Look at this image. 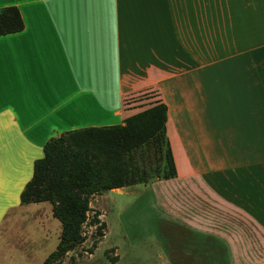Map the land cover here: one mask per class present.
<instances>
[{"label": "crops", "instance_id": "crops-1", "mask_svg": "<svg viewBox=\"0 0 264 264\" xmlns=\"http://www.w3.org/2000/svg\"><path fill=\"white\" fill-rule=\"evenodd\" d=\"M7 8L23 29L0 37L1 249L15 235L18 251L37 248L58 229L49 203H20L44 146L121 126L139 110L126 103L147 95L142 109L167 108L176 168L150 185L175 191L152 200L161 213L130 242L134 263L264 264V0H0Z\"/></svg>", "mask_w": 264, "mask_h": 264}, {"label": "trees", "instance_id": "trees-1", "mask_svg": "<svg viewBox=\"0 0 264 264\" xmlns=\"http://www.w3.org/2000/svg\"><path fill=\"white\" fill-rule=\"evenodd\" d=\"M23 24L15 8L0 10V37L15 34ZM167 108L162 103L130 116L121 126L87 128L61 134L43 149L33 175L20 194L21 205L49 203L61 226L59 243L43 264H59L85 242L88 223L103 238L106 226L89 203L102 193L176 178L166 136ZM164 166L150 151L162 152ZM157 160L161 158L158 157ZM91 215V216H90Z\"/></svg>", "mask_w": 264, "mask_h": 264}, {"label": "rangeland", "instance_id": "rangeland-1", "mask_svg": "<svg viewBox=\"0 0 264 264\" xmlns=\"http://www.w3.org/2000/svg\"><path fill=\"white\" fill-rule=\"evenodd\" d=\"M147 99V95L126 103V109L138 107V113L143 111L144 104H139ZM139 105V106H138ZM142 105V106H141ZM165 148L162 152L150 151L149 157L152 162L157 161L164 166ZM161 158L160 160H157ZM161 185H138L126 190L124 196L107 192L91 198L89 207L91 211L100 213V221L105 224L106 230L103 238H98L96 228L88 223L83 227L85 242L75 250L69 252L59 264H135L131 253L130 242L134 239H143L150 234L151 223L154 216L159 215L156 208L152 207V200L165 198L175 191L172 184ZM91 216V215H90ZM58 226L56 232L50 233V239L37 248H14L17 240L16 235L11 236V248H0V264H43L45 259L53 253L59 243L61 233L60 223L55 219ZM23 229V228H22ZM14 235V234H13ZM144 249V244L138 246L139 252ZM153 257L142 253L137 264H153Z\"/></svg>", "mask_w": 264, "mask_h": 264}]
</instances>
